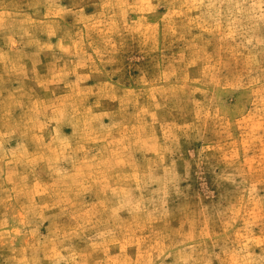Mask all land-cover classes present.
Returning <instances> with one entry per match:
<instances>
[{"label":"rangeland","instance_id":"obj_1","mask_svg":"<svg viewBox=\"0 0 264 264\" xmlns=\"http://www.w3.org/2000/svg\"><path fill=\"white\" fill-rule=\"evenodd\" d=\"M0 264H264V0H0Z\"/></svg>","mask_w":264,"mask_h":264}]
</instances>
